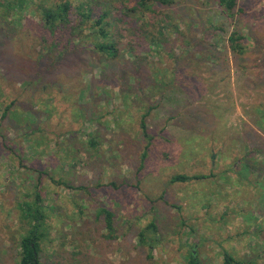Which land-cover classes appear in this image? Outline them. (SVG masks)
Segmentation results:
<instances>
[{"label":"rangeland","instance_id":"1","mask_svg":"<svg viewBox=\"0 0 264 264\" xmlns=\"http://www.w3.org/2000/svg\"><path fill=\"white\" fill-rule=\"evenodd\" d=\"M124 1L0 6V264H19L18 204L36 189L47 264H264V0H237L233 18L220 0H176L145 25ZM64 3L70 23L52 34L43 11ZM108 9L114 59L94 48Z\"/></svg>","mask_w":264,"mask_h":264},{"label":"trees","instance_id":"2","mask_svg":"<svg viewBox=\"0 0 264 264\" xmlns=\"http://www.w3.org/2000/svg\"><path fill=\"white\" fill-rule=\"evenodd\" d=\"M28 0H0V6L4 7L8 13L14 11L22 12L25 9V5ZM176 4V0H136L132 8L127 5L126 1L122 2V7L126 8V13L131 12L138 16V19L141 25H145L151 18L152 14L155 12V8H161L162 11H166L168 8ZM220 6L223 7L225 13L233 18L234 10L237 7V0H220ZM72 6L71 3H64L58 5L56 8L44 9V26L52 34L58 33L60 30L64 29L70 23L69 12ZM242 13V11H240ZM93 13V12H92ZM91 11L89 13H83L80 26H83L88 21H91L92 18ZM156 13V12H155ZM110 14V9L103 11L102 15H99V18L95 21L96 34L100 35L103 41H100L95 44L94 48L97 53L103 57L114 59L119 55V48L114 42L108 41V32L106 30L107 24L106 19ZM165 14V13H164ZM174 17H170L168 14H165L162 18V22L165 24L166 21H173ZM151 40L149 46L153 47L154 52H160L161 49L165 50L167 41L166 34L160 36L149 34ZM246 37L238 31H234L228 38L230 49L234 54L243 56L246 53V45L244 40ZM132 54V53H131ZM10 108L6 109V114ZM5 114V115H6ZM145 116L142 121V132L147 141L150 142L151 136L149 135L148 128L145 122ZM93 145L95 142H92ZM146 154L143 155L145 157ZM203 177L196 176L195 178H190L185 175L175 176L173 182H187L191 179H201ZM18 207L20 209L21 221L26 225L30 226L27 233H25L19 241V264H47L42 261V252L46 246V238L48 231V218L47 207L44 204V196L40 190L36 189L34 192L33 199H23L19 202ZM99 216H104L106 230L108 231L107 237L113 239L115 236V227H114V213L108 209L102 207L99 210ZM155 227L154 225H152ZM141 242L145 237V232L140 233ZM191 263L198 264L196 260V255L194 252H191ZM150 258L152 256L150 255ZM225 264H233L234 259L230 256L226 257Z\"/></svg>","mask_w":264,"mask_h":264}]
</instances>
